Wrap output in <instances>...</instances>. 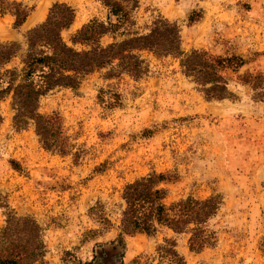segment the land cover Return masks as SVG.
Instances as JSON below:
<instances>
[{
	"label": "rangeland",
	"instance_id": "1",
	"mask_svg": "<svg viewBox=\"0 0 264 264\" xmlns=\"http://www.w3.org/2000/svg\"><path fill=\"white\" fill-rule=\"evenodd\" d=\"M4 1L31 9L19 29L9 12L0 13V43L21 47L5 69L20 67L25 33L46 19L53 4L74 11L72 25L61 32L68 45L81 26L107 15L94 0ZM192 13L196 21L190 23ZM158 16L176 23L184 55L195 50L243 60L239 69L220 73L228 79V98L206 100L184 75L183 56L156 58L141 51L147 68L138 79L107 78L109 69H102L76 89L57 88L40 98L41 115L61 117L79 154L75 164L72 156L45 151L33 126L16 131L10 100L0 102V231L8 215L35 221L47 264H119L107 243L119 234L122 189L152 173L176 175L162 185L166 204L220 198L210 221L217 240L194 254L185 235L165 228L124 236L123 264L137 257L156 264L155 249L164 239L175 240L185 264H264V82L258 86L264 81V0H138L129 31H145ZM124 38L119 32L100 43ZM259 75L262 79H254Z\"/></svg>",
	"mask_w": 264,
	"mask_h": 264
},
{
	"label": "trees",
	"instance_id": "2",
	"mask_svg": "<svg viewBox=\"0 0 264 264\" xmlns=\"http://www.w3.org/2000/svg\"><path fill=\"white\" fill-rule=\"evenodd\" d=\"M107 10L105 21L92 19L65 43L61 32L69 29L74 21V11L64 3L53 4L46 19L28 30L25 49L19 68L5 69L6 65L21 51L16 42L0 43V102L9 99L12 109L11 124L16 131L33 126L41 147L60 156H72L73 163L79 159L75 146L66 136L58 113L41 115L38 104L41 97L57 88L76 89L84 77L109 69L107 78L127 74L138 79L146 72V65L139 52L145 51L156 58L172 56L180 61L183 73L191 77L206 100L228 98V79L220 73L227 69H239L243 60L238 57H212L203 51H191L184 55L180 50L179 30L176 23L162 17L149 21L145 31H129L133 26L132 11L138 0H94ZM5 4V5H3ZM9 12L14 18L13 28L19 29L31 9L21 3L1 0L0 13ZM196 21L194 14L188 17ZM125 38L102 45L104 36ZM75 45L85 46L77 50ZM260 79L257 76L254 79ZM262 79V78H261ZM264 81H260L261 86ZM247 84L248 81H243ZM208 88H205L206 86ZM256 87V85H253ZM3 117L0 113V125ZM174 174H148L122 189L124 208L119 217V234L107 243L117 252V262L123 264L121 250L123 237L136 234L153 235L165 228L174 235H185L187 249L198 254L205 248L214 247L217 237L210 225L221 205L217 196L204 200L186 197L169 204L165 203L167 191L163 184L176 181ZM103 225H109L103 218ZM45 246L38 224L28 218L7 216L6 225L0 231V264H47L44 261ZM96 258V255H95ZM135 258L131 264H149ZM156 264H185L176 250L174 239H164L155 249ZM117 264V263H116Z\"/></svg>",
	"mask_w": 264,
	"mask_h": 264
},
{
	"label": "crops",
	"instance_id": "3",
	"mask_svg": "<svg viewBox=\"0 0 264 264\" xmlns=\"http://www.w3.org/2000/svg\"><path fill=\"white\" fill-rule=\"evenodd\" d=\"M31 13V12H30ZM30 13H29V15H30ZM29 15H28V17L26 18V20H25V22L23 23V25L27 22V20H28V18H29Z\"/></svg>",
	"mask_w": 264,
	"mask_h": 264
}]
</instances>
